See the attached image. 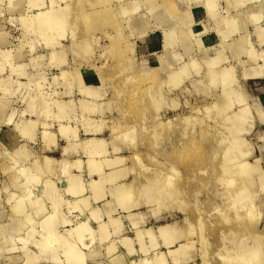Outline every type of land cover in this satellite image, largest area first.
<instances>
[{"label": "rangeland", "instance_id": "rangeland-1", "mask_svg": "<svg viewBox=\"0 0 264 264\" xmlns=\"http://www.w3.org/2000/svg\"><path fill=\"white\" fill-rule=\"evenodd\" d=\"M27 1L0 0V50H9L12 63L26 73L12 76L8 93L0 91V264H24L26 257L19 249L22 245L19 236L28 238L30 248L37 250V242L44 235L39 222L52 205L49 180L55 182L62 197L61 219L69 218L76 223L87 219L89 210L100 207V221L104 222L110 214L107 202L111 201L113 215L122 220L123 235L133 237L137 229L156 230L166 223L177 225L178 234L172 233L177 241L171 248L188 242L180 250L191 255L190 264H239L232 257L239 253L236 248L239 250L245 244L247 249L256 245L257 240L264 247L261 185L264 182L256 179L251 185L255 195L251 202L255 205L254 218L242 213L241 219L231 208L236 209L232 199L241 175L233 166L228 174L221 167L226 162L225 152L235 151L231 142L242 138L244 146L251 149L243 159L255 164L264 174V75L247 74L253 66L264 64L261 56L264 19L254 22L250 10L254 5L261 6L264 15V2L248 1L241 5L236 0H215V7L210 9L208 0H73L65 35L57 47L49 48L38 36L36 27H31V31L30 23L21 20L35 14L28 11ZM197 6L203 7L208 16L195 21L194 11L200 12L198 8L194 10ZM150 36L155 43L162 37L159 53L152 54L146 48ZM205 36L210 42L217 37L214 40L218 43L205 45L202 41ZM250 50H254L253 56ZM4 60L0 53V77L12 73ZM228 65H234L235 79L229 85L234 90L232 94L226 93L220 81L221 72ZM65 71L66 74L70 71V75L61 78ZM39 83L43 85L40 89ZM240 94L243 101L237 103ZM42 95L43 99H32ZM48 95L66 102L64 115L68 119L63 123L76 130L72 140L61 134L60 121L53 116L56 109L49 117L45 114V101L50 102L45 100ZM230 99H233L231 108ZM33 100L32 113L29 110ZM244 106L249 110L240 134L234 132V122L226 115L240 116ZM31 122H36L34 127ZM45 123L48 130L56 132L55 142L46 140L48 146L42 133ZM86 124L94 128L92 134L85 131ZM131 128L133 134L126 137L124 133ZM94 136L106 141L109 157H124L116 169H124L120 171L123 172L120 180L134 189L135 208L129 211L118 208L115 198L108 195L100 202H93L87 185L95 175L89 174L86 161L87 152L95 147V143L89 142ZM16 151L19 159L15 156L12 159L10 153ZM47 156L69 162L80 160V165L75 163L71 172L81 177L84 190L73 194L70 188L65 189L67 178L60 164L44 171L38 182L27 184L20 176L21 169L34 167L36 158L44 163ZM172 165L177 171H169ZM104 167L110 170L107 165ZM163 170L171 172L167 180L169 188L176 190L173 191L176 196H169L161 189L165 180L154 185L153 190L146 185L149 177ZM230 177L233 178L230 183H236L227 186ZM23 185L30 190L26 198L21 190ZM147 189L151 196L145 193ZM150 197L156 201L147 202L152 200ZM20 203H25L24 211L16 209ZM28 212L36 222L33 221V227L37 232L33 234L28 233L26 221L23 222ZM133 220L138 223L134 224ZM100 221L92 224L101 239L92 246L99 249V254L91 255L90 249L85 250L89 255L84 264L97 261L140 264L156 252L163 254L165 264H175L173 255L168 254L170 248L161 244L162 238L156 247L147 243V238L144 242L147 253L127 254V247L121 246L109 254L107 245L112 240L106 239L110 233L105 235L99 229ZM68 228L60 222L56 231L67 233ZM131 247L140 249L141 244ZM56 253L62 255L61 250ZM261 263L264 264V248ZM33 264L70 263L34 260Z\"/></svg>", "mask_w": 264, "mask_h": 264}, {"label": "bare ground", "instance_id": "bare-ground-1", "mask_svg": "<svg viewBox=\"0 0 264 264\" xmlns=\"http://www.w3.org/2000/svg\"><path fill=\"white\" fill-rule=\"evenodd\" d=\"M205 1H207V0H205ZM236 1H238L237 4H239V3L245 4L248 1H254L257 3H263L264 2V0H236ZM27 2H28V4H27L28 11L30 13L35 12V14L31 18H29V16L22 17L21 20H23L25 24L30 23V24H28V26L30 25V28L32 27L34 29V27H36L35 31L38 32L37 34H39L38 35L39 37L41 36V38L44 39L46 47H49V48L57 47V44L60 43L59 39H61L65 35V32H66L65 26L67 24L68 17L70 16L71 9L74 6L73 0H28ZM60 2L63 4H60ZM205 5H207V4L205 3ZM241 5H243V4H241ZM208 6L210 7V9H213L215 7V0H208ZM260 7L261 6L254 5L250 9L252 11L251 16L254 18V20H255L254 22H257V23L260 22L262 19H264V15L262 14V12H261L262 9ZM23 16H25V15H23ZM33 25H35V26H33ZM257 26H259V25L257 24ZM32 28H31V31L33 30ZM35 31H34V33H35ZM261 31L263 32L262 34H264V27H262ZM251 49H253V48L251 47ZM253 51L250 50V54L252 56L254 55ZM53 52H55V51H53ZM0 53H2L3 58L5 59L4 61H6V63L5 62L4 63L9 64L10 67L12 68L11 69L12 73H10V75L0 77V91H2L1 93H3V92L8 93L10 90L9 84L11 83L12 76H16V75L20 76V75H24L26 73H25V71L20 72L16 68V65L12 63V57H11L12 54L9 50H0ZM55 55H57V54L54 53V56ZM63 55L62 56L60 55L61 58L63 57ZM261 56L264 59V53ZM4 63H2V64L4 65ZM233 66H229L226 68L223 67L224 69L222 70V72H221L222 74L220 76V81L222 82V85H223L226 93H231V94H232V91H234V90H233V88L230 89L229 85H231L235 79ZM69 73H70V71H69ZM69 73L66 74V71H65V72L61 73V74H63V76H61V75L60 76H61V78L64 77L65 75L69 76L70 75ZM247 74H251L255 77L263 76L264 75V64H257V66H253L250 70H247ZM66 77H64V78H66ZM171 77H173V74L170 75V78ZM214 79H215V77H214ZM173 80H172V82H174ZM177 80H178V78H177ZM179 81H180V78H179ZM41 82H45V81L42 80ZM176 82H178V81H176ZM40 83L38 84V87H37L39 89H40V87H43V85H41ZM69 84H71V83H69ZM39 89H37V91H39ZM38 93H40V92H38ZM45 94H47V93H45ZM44 97H45V95H44ZM32 99H43V95L38 97V98L37 97L35 98L32 96ZM32 99H31V101H32ZM47 99H50V102ZM51 99L54 101V102L52 101L53 103L51 102ZM45 100H47V101H45ZM45 100H44L46 103L45 110H44L45 114H47V116L49 117V114L53 115L56 113L53 116H55L57 118V120L60 121L59 129H60L61 134L68 136L70 139H71V137L73 138L76 135V130H71L67 124L63 123L65 118L68 119V117L64 115L66 102L61 101V100H56V99H55L56 100V102H55L54 98L53 97L51 98L50 96L48 98L46 96ZM232 100L230 99V102H229L230 108L233 106ZM34 101L35 100H33V103H34ZM242 101H243V97H242V94H240L239 97L235 100V102L241 103ZM70 103H71V101H70ZM214 105H216V104H214ZM31 107L32 108L29 111H31L33 113V111H34L33 109H35V103L32 104ZM246 107L244 106V108H242V115H240V116L231 117L229 115H226V118H229V119H231V121L234 122V127H235L233 129V130H235L234 132L241 134L244 131L243 126L247 120V115H248V110H249V108H246ZM53 109H56V110L52 114L51 111ZM249 112H251V111H249ZM23 114H25V113H23ZM48 117H45V118H48ZM249 117H251V116H249ZM24 120L26 121V118ZM91 120H93V119H91ZM84 121H85V119H84ZM96 122L97 121H94V123H96ZM31 123H32L31 126H33L36 122L34 124H33V122H31ZM29 124H30V121H29ZM89 124H92V123L89 121ZM15 125H17V122L15 123ZM39 126H40V123H39ZM45 126L46 127H44V130L43 131L41 130L43 133V136H44V138L42 136H41V138H43L45 140V141L44 140H42V141H44V143H46L47 141L55 142L56 141V132H52V131L48 130V124L45 123ZM97 126L99 128L100 125L98 124ZM247 126L248 125H246V127ZM85 131L91 133L94 131V128L90 125L87 126V124H86ZM133 132H134V130L131 128L128 131H126V133H124V135H126V137L131 136L133 134ZM231 132H233V131H231ZM236 139H237L236 143L231 142V144L234 145L233 147L235 148L234 153L232 151L231 152H229V151L225 152L224 156L226 157V162L221 167H223L224 173H227V174L230 173L232 166L234 168L238 169V172L241 175V180L239 183L237 182L238 187H237V191L235 192L236 196L233 195L234 196L233 199L231 197V199L233 200L232 201L233 206L236 209H234L233 207H231V208L235 211L234 213H236L237 216L239 215L238 217L241 218V215L243 213L244 216L247 215L249 218L253 219L254 215H255V205H253V203H251V202H252V199L255 197V195H254V191L251 189V185L255 182L256 179H258V181L264 182V174L261 173V171H259V169H257V166L255 164H252L249 161L243 159V157H245L249 154L251 149L244 146L245 142L243 141L242 138H236ZM222 140H225V139L222 138ZM89 142L95 143V147L91 148L87 152L88 159L86 161L89 164V170H88L89 174L91 176L95 175L94 178L92 177L93 179L91 178L89 184L87 185V191L91 192V194L93 196L92 198L94 199L93 202H100L106 197V195H108V196L115 198V200H116L115 202H116L118 208L122 207L124 210H128V211L131 210L132 208H135L134 206L137 204L135 201L134 189L128 184V182H126L124 180H120L122 177V173H123V172L120 173V171H123L124 169H122V170H121V168L116 169V166L123 162L124 157H122L121 155L116 156L115 158L109 157L108 151H106V149H108L107 143L104 139H100V138L94 136L92 139H90ZM234 142H235V140H234ZM46 146H48L47 143H46ZM117 150H119L118 147H117ZM16 154H18L17 151H16V153H14V152L10 153L12 159L14 156H15V159H19L18 156H16ZM43 160H44V163L38 161L36 158V160H33L34 167L29 168L27 166V167L21 169L20 176L25 179L27 184L28 183H36L34 181H37L38 179H40L42 174L44 173V171H46L48 168L53 169L54 165L60 164L61 171L64 175H66V178H67L65 181V189L70 188L69 191H71L73 194L76 193V191L80 190V192H81L84 190L83 186L81 184V181H80L81 177L79 178L78 175L72 174V172H71L72 169L75 167L74 165H76L77 163H78V165H80V160L75 159V160H73V162H69L66 159L59 160V159L54 158L52 156H47ZM257 160H259V158H257ZM228 161H232L233 162L232 165H230ZM14 165H15V163L13 164V166ZM105 165H107L110 168V170L107 167H104ZM106 168L109 171H106L105 170ZM118 168H119V166H118ZM174 170L177 171V168L174 167V165H172V167H170L169 171L174 172ZM169 171L166 172L163 170V171H160L159 173H157L155 176L149 177L147 179L146 185L149 188H151V190H153L154 185L158 184V182H160V181L165 180L164 183L160 186V187H162L161 189H164V192H166L169 196H172V195L176 196V193L173 192L176 190L169 188L170 181L167 180V178L171 174V172H169ZM117 179L119 181H116ZM232 179L233 178L230 177L226 180L227 186L229 184H232V183L235 184L236 183V181L230 183V181ZM48 183H49L48 185H50V188H49L50 190H48V191H49V194L52 196V205H51V210L46 212V214L40 219L41 221L39 222V225L41 226V228H42L41 232L43 231L44 235H43V238L41 240H38L39 242L35 241V242H37V250L34 251L30 248V246L28 245V243H29L28 238L25 239V238L20 237L18 235L19 236L18 239H22V245L19 249L21 250V252H23L22 254L26 257V258H24L25 261L23 263L24 264H27V263L30 264L33 261L32 262V264H33L34 260H36V263L46 262V261H55V262H59V263L63 262V263H70V264H84L85 261L87 260L86 255L99 254V249L97 250V248H93L92 246L96 241L97 242L101 241V239L97 235V233L94 231L95 228L93 227L92 224L94 223V221H100L101 220V218H102L101 211L102 210L100 207L93 208V209L89 210V216L87 219L79 220L76 223H74V221L72 219H69V218L68 219H61L59 217L60 210L62 207V200H61L62 197H61V194L59 193L60 191L57 187L54 186V185H56V184H54L55 182L52 183L51 180H49ZM261 185H263L262 188L264 189V183ZM161 189L158 188V191ZM21 190H23L25 193L24 198L29 196L28 191H30V190L28 187L23 185V186H21ZM144 191L146 194L152 193V192H150L149 189L144 190ZM49 194H47V195L50 196ZM148 194H147V196H148ZM151 195L152 194H149V196H151ZM164 195H166V194H164ZM161 196H163V194ZM161 196H159L157 198H161ZM152 197H155V196H152ZM151 199L152 200L147 199V202L152 203V202L156 201L155 198L154 199L151 198ZM35 201L38 202V200H35ZM35 201H34V204H36ZM23 204H25V203L18 204L16 209H18V210L22 209L25 206V205L23 206ZM37 208H41V207H37ZM107 208H108V211L110 213L109 217L107 219H105L104 222L100 221L98 224V227H99V229L101 228L102 232H104L105 235L107 233H110V235H108L106 238V239L110 238V240H112V242L108 243V245H107V250H108L109 254H113L114 249H116L117 247H121V246L127 247V249H128L127 254H133V253L138 254L139 251H141L142 253L143 252L147 253L149 250L147 248L146 243H144L145 240H147V238H149V242H147V243L151 244L153 247H156V246H158V244L161 243V242H158L159 238H162L161 240L163 243H161V244H163L164 246H168V248H170L168 254L173 255V258H174L173 261L175 264H180V263H182V261L188 262L190 260L191 255L189 253H185L184 251L180 250L183 248V246L186 247L188 242H184V244L182 243V245H178L174 248H171V245L173 243H175V241H177L176 235L178 234V229H179L177 227V225H174L173 223L172 224L166 223V224L159 225L156 230H154V229H146V230L137 229L135 236H133V237L127 236V235L121 234L122 233V220L119 216L113 215L114 208L112 207L111 201L107 202ZM22 210L24 211V209H22ZM39 214H41V213H39ZM128 215H129V217H132L133 213H130ZM25 217H26V220L24 219V221H23V222L26 221L24 223L25 227H27V230L28 229L30 230V232L28 230V233L33 234L35 229L33 227V221L34 220L31 217V213H29V212L26 213ZM60 222L63 223L65 226L69 227L67 229V231H68L67 233H57V231H56L57 225ZM133 223L137 224L138 222L133 220ZM35 224H36V222H35ZM20 228L22 229V227H20ZM36 232H37V229H36L35 233ZM172 233H174L176 235H173ZM258 237H259V235H258ZM260 238L261 237H259V239ZM136 243L141 244V247H139L140 249H136V248L133 249V247H131V246L135 247ZM262 243L263 242H259V240H257L256 245L249 246L247 249H246L245 244H242V247L239 248V250H238V248L235 247L236 248L235 250L239 251L238 254L236 252V255L234 254L235 251L232 248L231 251L234 255L233 256L231 255V256L233 257V259L234 258H236V260L238 259L239 264H262L261 263V257L263 256V248H264ZM88 249H90L89 254H88V252L85 253V250H88ZM58 250H61V252H62L61 256L56 255L57 254L56 251H58ZM166 256H168V255H166ZM102 257L104 258V255ZM163 258H164L163 254H161L160 252H156L155 255L152 256V258H145L141 261L140 264H156V263L157 264H165V261ZM88 261H90V259ZM134 263H136V262L133 261L131 264H134ZM89 264H106V263L104 261H97V262H91ZM185 264H190V263L188 262Z\"/></svg>", "mask_w": 264, "mask_h": 264}, {"label": "crops", "instance_id": "crops-1", "mask_svg": "<svg viewBox=\"0 0 264 264\" xmlns=\"http://www.w3.org/2000/svg\"><path fill=\"white\" fill-rule=\"evenodd\" d=\"M223 3H225V1H223ZM195 8L196 9L197 8L200 9V12L199 13H196L194 11V16L193 17H194V20L195 21H197L198 19H203L204 17L208 16L203 7L197 6V7H194V10H196ZM225 8H226V6H225ZM214 32H216V31H214ZM215 34H216V36L219 37V35L217 34V32ZM216 38L214 37L213 40L210 42L209 40H207L208 38L205 36L204 38H202V41L207 46H209V45H215V44L218 43V40H214ZM219 39H220V37H219ZM147 41L148 42H147L146 48H148V51L151 52L152 54L159 53L162 50V37H160V41L159 40L157 41L158 43H155V41H153V38L151 36L148 37Z\"/></svg>", "mask_w": 264, "mask_h": 264}]
</instances>
